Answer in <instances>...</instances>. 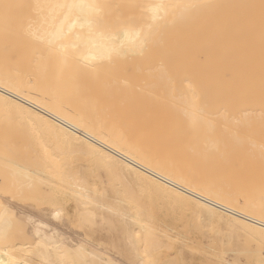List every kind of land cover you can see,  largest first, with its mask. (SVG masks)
Instances as JSON below:
<instances>
[{
	"label": "bare ground",
	"instance_id": "6f19581e",
	"mask_svg": "<svg viewBox=\"0 0 264 264\" xmlns=\"http://www.w3.org/2000/svg\"><path fill=\"white\" fill-rule=\"evenodd\" d=\"M1 123L46 129L193 216L231 226L250 248L228 263L264 264V0H0ZM16 165L23 183L48 175ZM51 172L48 185L60 190ZM0 204V264H71L82 250L112 264ZM64 209L38 208L55 219Z\"/></svg>",
	"mask_w": 264,
	"mask_h": 264
},
{
	"label": "rangeland",
	"instance_id": "374dc122",
	"mask_svg": "<svg viewBox=\"0 0 264 264\" xmlns=\"http://www.w3.org/2000/svg\"><path fill=\"white\" fill-rule=\"evenodd\" d=\"M14 127H16V129ZM22 127V125L13 126L10 124L6 125L5 123H1L0 125V142L4 144L0 143V145L2 144L0 146V155L2 158L8 160H6L7 164L4 163V159H1L3 162L0 160V172L3 171L1 170L2 168L8 169V171H6L7 169L4 170L7 174L5 172H3V175L1 174L2 172L0 173L2 180L3 177H8L4 181L0 179V200L10 204L17 212L20 210L26 211L48 221L52 227L59 229L65 236L71 237V239L77 241H82L91 249L95 250L98 255L107 257L112 264H146L145 261L147 258L150 259L149 261L147 260L148 264H229L228 261H233L234 259L243 261L242 255H244L245 250H249L250 244L244 234L238 233L239 237L237 233H233V235L230 231L231 226L213 219V217L208 215L206 217H201L197 214L196 216L199 217L193 216L194 213L191 214V211L187 210L179 201L173 198L171 199V197L169 198V196L166 195L167 193L150 189L145 185H139V183L132 180L131 177L120 176L117 171L103 166L96 158L82 152L80 148L78 149V147L75 148L76 146L73 145L72 147L70 146L71 144H66V142H62L61 140L50 138L46 134V129L39 130L38 128H31L28 126ZM36 131L38 132L36 133ZM18 132L20 133L18 135L19 139L16 136ZM12 135L16 138L14 139ZM39 137L40 139H38ZM10 140L11 143L9 142ZM41 140L43 144H41ZM14 141L16 143H14ZM57 141L59 144H57ZM64 144L66 146H64ZM8 163L10 165H8ZM16 163L17 169L18 167L20 169L27 168V170L40 169L37 171L40 172L43 170L41 172H43L44 175L46 172L49 175V171H52L51 173H57V176H60L61 179L59 177L56 178H59V182L63 183H60L58 187L60 190L63 189L66 191L67 195H61V197L64 198L62 199L59 197V193H57V195L56 192H54L58 189L56 188L57 190H55V187L53 188L48 185L52 176L49 175V178L47 177L48 175H45V177H47L45 178L43 175L39 176L40 173L34 174L35 171L33 172L32 170V173L35 176L37 175L38 178L34 176L33 180H30L28 183L26 182L27 184L31 183V185L27 186L26 183H23L25 180L27 181V179L21 177L24 179H21L23 180L21 182L17 177L18 173L15 172L16 169L15 166H13ZM45 169L46 171H44ZM53 177L51 179L55 180V176ZM42 178H44V180ZM46 179H49L48 182ZM81 179H83L82 182ZM73 180H75V183ZM1 183H3L2 186ZM19 183L22 186L19 185ZM24 184L27 186V188L24 187L25 189L23 188ZM32 184L37 189H35ZM78 185L86 186L87 189L92 191L87 190L89 195L91 193L92 195H90L89 198L80 196L78 191H81L82 188ZM30 186L34 189H32L34 192L35 190L39 192L36 191V194H33L31 190H28V188H31ZM84 186L83 188H85ZM22 189L27 192H23L24 190ZM42 189L44 190L42 191ZM48 190H50V192ZM60 190H58V192ZM63 190H61V192H63ZM82 191L87 193L86 190L82 189ZM77 193L78 195L75 196ZM53 194L57 195H54L55 198H60L63 203L68 199V203L66 202V205L65 203L62 205V203H60L61 201H57ZM66 196L68 197L67 199ZM76 197H79L83 201L90 200L91 204H85ZM37 202L40 204L42 202L43 204L39 206ZM52 202H54L53 205H51ZM77 202H79L80 208ZM80 203L83 207L85 204V210H82L84 208L81 209ZM31 205L34 207H31ZM102 205L105 208H101ZM57 206L67 208L66 210L67 212L69 210V214L64 209L61 213L63 216L60 215V218L58 217L55 219L38 210L40 207L42 209L43 207L54 208ZM65 206L73 207L68 209V207ZM1 207L0 204V208ZM70 212L73 213L71 214ZM132 217H138L140 220L134 221ZM136 222L139 223L137 224ZM15 227H13V234H15L14 231H16ZM17 233L15 236L18 235ZM147 235L150 236L148 237ZM130 238L133 242H131ZM156 240L157 243L160 241L161 245L159 243L156 244ZM153 241L154 243H152ZM163 241L165 243H163ZM156 245H160L158 248L162 246L165 247L161 249L155 248L157 250L150 252ZM228 247L231 248L227 249ZM242 250L244 252H242ZM234 251L237 252V255L238 253L243 254L237 256L234 255L236 254ZM81 252H83V255ZM81 252L79 251L78 254L72 253L68 257L71 264H81L86 260L93 261L91 264H98L100 262L98 258L91 256L86 251L82 250ZM151 253L155 254V256L153 255V259H151L152 256L151 258L148 257V254L149 256L152 255ZM219 254H223L225 257L222 255V258L226 259V261L220 258L221 255L218 257ZM231 257H233V260H230ZM240 257H242V259ZM34 260L35 262L40 261H38V259ZM101 263L103 264V262ZM42 264L47 263L43 262Z\"/></svg>",
	"mask_w": 264,
	"mask_h": 264
}]
</instances>
